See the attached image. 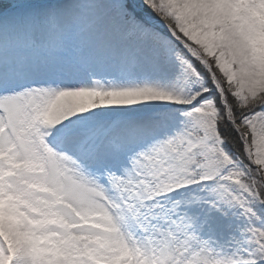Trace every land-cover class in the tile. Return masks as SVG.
Instances as JSON below:
<instances>
[{
  "label": "snow or ice",
  "instance_id": "snow-or-ice-1",
  "mask_svg": "<svg viewBox=\"0 0 264 264\" xmlns=\"http://www.w3.org/2000/svg\"><path fill=\"white\" fill-rule=\"evenodd\" d=\"M0 264H264V0H0Z\"/></svg>",
  "mask_w": 264,
  "mask_h": 264
}]
</instances>
